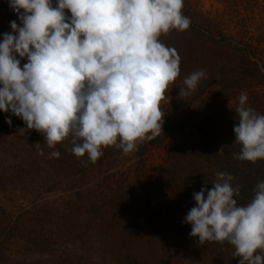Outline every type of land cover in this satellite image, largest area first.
<instances>
[{"label": "clouds", "instance_id": "clouds-1", "mask_svg": "<svg viewBox=\"0 0 264 264\" xmlns=\"http://www.w3.org/2000/svg\"><path fill=\"white\" fill-rule=\"evenodd\" d=\"M8 4L20 24L10 22L11 32L0 42V112L23 120L26 127L18 134L43 133L50 149L70 136L71 152L87 154L95 163L103 148L115 146L129 154L139 142L162 133L160 103L180 75V57L159 38L189 28L184 0ZM205 75L199 70L185 77L179 95L196 90ZM247 101L242 92L233 128L241 149L234 158L254 163L264 160V115ZM6 123L11 126L10 119ZM50 156L59 158L60 153ZM233 180L231 174L217 172L210 190L193 193L195 206L183 223L191 225L189 235L199 243L228 241L241 258L239 264H264V182L255 186L249 203L240 205L234 198L240 186L233 187Z\"/></svg>", "mask_w": 264, "mask_h": 264}, {"label": "trees", "instance_id": "trees-1", "mask_svg": "<svg viewBox=\"0 0 264 264\" xmlns=\"http://www.w3.org/2000/svg\"><path fill=\"white\" fill-rule=\"evenodd\" d=\"M55 3L53 0L54 6ZM224 4L225 10L212 16L189 0L184 1L182 11L191 20L189 28L170 30L159 38L166 46L175 48L180 57V75L168 88H185L183 80L193 72L204 70L206 74L196 90L188 94L187 102L180 96L160 107L165 116L159 136L139 142L138 150L129 154L115 146L103 148L95 163L89 161L87 154L76 157L71 152L70 136L50 149L49 158L51 152L58 151L57 161H72L71 168L79 161L82 186L92 183L94 189L81 190L78 196L83 198L74 205L76 227L89 231L92 235L88 241L93 239L98 246L91 247L89 241L87 250L81 249L85 256L93 254L91 250H98L99 262L108 256L110 264H235L238 261L228 241L199 243L198 237L189 235L191 225L183 223L195 206L193 193L203 187L198 170L192 167L188 171L194 159L204 156L208 162L211 157L226 161V173L239 161L231 151L216 154L220 148L210 146L218 137L222 138L223 130L218 128L222 121L229 118L238 121L237 107L226 109V101L239 100L244 92L248 96L247 106L264 115V95L254 91V87L264 86V0H224ZM188 106L192 107V113L184 108ZM206 107L210 116L196 124ZM160 149L164 151L165 166L158 177H153L146 161L152 151ZM118 158L121 163L132 160L137 163L122 172L124 167L116 165ZM32 168L26 166L24 174L29 169L32 174ZM115 168L117 173H109ZM187 172L194 184L190 183ZM0 213L10 216L2 206Z\"/></svg>", "mask_w": 264, "mask_h": 264}, {"label": "rangeland", "instance_id": "rangeland-1", "mask_svg": "<svg viewBox=\"0 0 264 264\" xmlns=\"http://www.w3.org/2000/svg\"><path fill=\"white\" fill-rule=\"evenodd\" d=\"M189 1L200 11L210 13L212 16L219 15L226 7L224 0ZM68 15L70 16V13ZM12 21L20 24L18 15L9 7L8 1L0 3V42L4 33L11 32V29L7 27ZM26 62V58L22 59L21 67ZM180 89L181 87L177 86L168 88L166 93L169 97L161 101L160 107L175 102V99L180 96L187 102L188 95H179ZM254 91L258 95H264V86L254 87ZM175 92L176 95L173 96ZM226 102V109L236 108L239 104L238 98ZM184 108H188V113H192V107ZM208 116H210V110L206 107L196 124ZM7 119L11 120V126L6 123ZM237 124L238 121L231 118L222 121L218 127L223 130L220 132L222 138L218 137V140L210 146L213 149L224 146L223 150L231 151L233 157L234 154L239 153L241 146L235 143L236 138L233 132ZM25 127L22 119L10 112H0V206L5 208L7 214H10L4 217L0 213V263L3 264L1 262L3 261L5 264H110L108 256L101 258L103 262H99L98 250H91L93 254L89 253V256H85L81 251V249L87 250L89 241L91 247H96L97 243L95 241V246L93 239L88 241L92 234L84 229L82 231L75 224L77 210L74 205L79 198H83L78 194L81 190H94L92 183L82 186L83 179L78 174L79 161L77 162L76 159L77 163L73 166L75 168H71L72 161L67 160L61 163L57 161V158H49L47 155L50 148L45 143L43 133L30 130L24 136L18 134V129ZM194 133H198V130ZM40 149H43V155L39 154ZM163 157L162 149L154 150L149 154L146 161L150 170L149 175L158 177L165 166ZM120 161L118 158L116 165L124 167L122 172L126 169L125 167L137 163V160L127 163ZM225 162L212 157L208 162L204 156L197 157L188 171H191L192 167L198 170L197 172L201 175L199 177L202 181L201 185L210 190L216 180V173L226 172ZM236 164L229 172L234 177L233 187L240 186V195L234 198L237 199L238 204L246 205L254 197L255 186L259 182H264V160H257V163L248 165L239 160ZM26 166L30 169L34 166L32 174L30 169L27 175L24 174ZM117 172L115 168L109 173ZM188 176L190 183L194 184L195 181H191L193 177L189 174ZM80 186L82 188L78 190ZM239 259L241 258L238 257L235 264H239Z\"/></svg>", "mask_w": 264, "mask_h": 264}]
</instances>
